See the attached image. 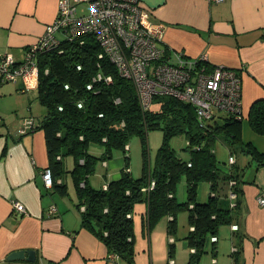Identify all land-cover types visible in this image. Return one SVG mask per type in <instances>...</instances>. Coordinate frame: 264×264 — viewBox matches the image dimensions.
Returning <instances> with one entry per match:
<instances>
[{
    "label": "trees",
    "instance_id": "obj_1",
    "mask_svg": "<svg viewBox=\"0 0 264 264\" xmlns=\"http://www.w3.org/2000/svg\"><path fill=\"white\" fill-rule=\"evenodd\" d=\"M34 43L24 48L23 58L27 52L35 56L38 67L36 98L45 110L29 133L44 132L46 169H50L52 178L49 193L66 195L64 177L70 173L80 228L89 230L105 245L108 254L118 256L125 264H135L133 215L137 205L141 206L142 223L147 227L160 216L167 215L170 235L176 233L177 213L185 210L189 228L182 238L191 249L187 264H197L209 237L216 235L220 226L235 223L241 207L243 186L249 183L246 172L250 165L239 163L235 155L250 156L256 168L264 166V151L241 136L244 120L253 132L264 135V97L251 103L247 115L242 110L241 117L217 114L207 121L198 118L192 104L173 96H155L152 105L143 108L133 83L120 76L107 57L99 56L102 49L93 34L35 52ZM200 63L207 68L214 66L207 60ZM98 74L101 79H97ZM238 74L241 77L239 71ZM108 76L110 81L105 80ZM5 82L14 81L0 80V83ZM18 82L22 83L21 80L14 83ZM88 84L92 87L88 88ZM3 119L0 115V123ZM153 129L161 130L163 136L155 161L150 165L146 157L147 136ZM182 134L187 139V159L178 155L170 144L172 137ZM133 135H139L143 145L142 171L138 177L133 176L129 166L128 144ZM218 140L228 148L233 162L218 163L214 150ZM91 145L101 147L100 152H93ZM115 148L124 152L119 176L98 188L92 186L89 177L96 163L111 160ZM68 156L72 157L71 168L64 165ZM183 177L186 197L179 200L177 189ZM201 182L209 184L206 199L199 194ZM231 193L236 194L233 200L229 198ZM236 237L230 255L234 264H239L243 235ZM211 249L215 255L214 244ZM173 251L174 242H170L169 258L173 257Z\"/></svg>",
    "mask_w": 264,
    "mask_h": 264
},
{
    "label": "crops",
    "instance_id": "obj_2",
    "mask_svg": "<svg viewBox=\"0 0 264 264\" xmlns=\"http://www.w3.org/2000/svg\"><path fill=\"white\" fill-rule=\"evenodd\" d=\"M141 2L152 11L155 20L165 23L164 46L182 51L189 58L204 55L214 65L238 69L244 115L254 100L264 97V0ZM57 5L58 0H0V54L9 53L15 61H21L24 48L36 42L45 26L54 20ZM2 123L0 264H48L50 261L57 264H125L120 258L114 260L89 230L80 228L77 211L70 209L69 204L58 205L50 197V188L44 185L42 178L48 166L44 132L36 130L20 137L15 134L17 130L11 132L5 119ZM241 136L264 151V135L244 124ZM244 162L250 165L246 172L249 183L243 186L242 204L233 223L238 225V230L232 231L230 225L219 227L215 254L226 249L230 255L236 235L240 234L243 235V250L239 264H264V207L256 201L264 191V166L256 168L250 156H246ZM105 164L104 183L119 176L123 160L112 164L118 170L111 174L108 173L111 161ZM200 192L202 195L201 189ZM14 200L25 205L26 213L13 209ZM51 205L57 208L54 215L47 214ZM76 229L78 231L74 232ZM208 247H212L210 241L206 249ZM20 249L34 250L36 260H7L11 252ZM234 263L230 255L228 264Z\"/></svg>",
    "mask_w": 264,
    "mask_h": 264
},
{
    "label": "built area",
    "instance_id": "obj_3",
    "mask_svg": "<svg viewBox=\"0 0 264 264\" xmlns=\"http://www.w3.org/2000/svg\"><path fill=\"white\" fill-rule=\"evenodd\" d=\"M81 3L88 4L87 14L78 12L77 5ZM165 31V23L155 20L152 11L141 0H59L55 19L45 26L32 48L34 52L45 47L53 48L63 41L93 34L102 49L99 56L107 57L119 75L133 83L141 107H150L155 96L167 95L192 104L201 121L217 114L241 117V77L238 71L223 65L207 68L200 63L206 60L204 55L189 58L182 51L164 46ZM17 64L11 54H2L0 80H21L26 90L35 89L38 67L34 54L27 52L23 61ZM101 78L98 74L97 79ZM105 80L110 81L111 77H105ZM81 105L78 103L79 107ZM35 124L33 117H26L17 129L18 134L29 133ZM228 161L233 162L234 158L229 157ZM42 178L44 185L50 188V169L43 170ZM235 197V193L229 195L232 200ZM256 201L264 207V191ZM12 206L18 213L27 211L19 200L12 201ZM56 213L55 205L48 207V215ZM231 230H238V225L232 224ZM210 240L216 242L217 237L211 236ZM109 255L114 260L118 258Z\"/></svg>",
    "mask_w": 264,
    "mask_h": 264
},
{
    "label": "rangeland",
    "instance_id": "obj_4",
    "mask_svg": "<svg viewBox=\"0 0 264 264\" xmlns=\"http://www.w3.org/2000/svg\"><path fill=\"white\" fill-rule=\"evenodd\" d=\"M79 13L87 14L89 12V6L87 3H81L77 5ZM20 82V81H19ZM5 82L0 83V113L3 115L6 123L8 124L11 132H15L17 127L21 124L22 120L26 117H33L38 121L44 113V107L39 103L36 98L35 89L25 90L23 83ZM248 125L245 122L243 125ZM3 127V125H0ZM17 134V133H15ZM163 133L159 129H153L148 132L147 136V153L146 157L150 165L155 161L157 150L161 144ZM170 144L176 153L183 158H188V150L185 149L187 146V139L182 135H176L170 139ZM129 150V166L133 176L138 177L142 171V140L139 135H133L130 138L128 144ZM100 148L97 145H91V150L95 153L100 152ZM214 150L217 156L218 163L220 165L228 164L229 151L228 148L221 143L216 141ZM239 163H245V155H235ZM124 159V152L121 149H113L110 169L108 173L111 174L118 170V167H113V163L118 160L121 162ZM73 164L72 157L68 156L64 159V165L66 168H71ZM106 174V164L98 161L95 165V170L90 175L89 180L92 186L98 188L104 184V175ZM67 185V194L60 195L59 193L53 192L50 197L56 200L58 205L69 204L70 209L75 211L76 192L72 182L71 174L68 173L64 177ZM200 189L202 190L200 197L206 199L209 194L208 182H201ZM199 190V189H198ZM52 191V190H51ZM185 179L184 177L180 180L177 189V198L179 200H185ZM62 207V206H61ZM140 204L136 206L133 215V234H134V262L135 264H165L173 262V264H187L189 253L191 249L187 246L185 240L182 238L188 231V217L185 210L179 211L176 215V233L170 235L167 232V215L160 216L156 222L150 227H147L142 223V217L140 210ZM66 211L65 213H68ZM75 213V212H73ZM69 214H72L70 211ZM224 225H222L223 227ZM170 242H174L173 257L169 258L168 251ZM207 243L205 246H207ZM226 250V249H225ZM219 250L215 255L211 247H208L200 256L197 264H228L230 261L229 251ZM229 250V249H228Z\"/></svg>",
    "mask_w": 264,
    "mask_h": 264
},
{
    "label": "water",
    "instance_id": "obj_5",
    "mask_svg": "<svg viewBox=\"0 0 264 264\" xmlns=\"http://www.w3.org/2000/svg\"><path fill=\"white\" fill-rule=\"evenodd\" d=\"M6 258L9 261L26 260L34 262L36 260V252L32 249H20L11 252Z\"/></svg>",
    "mask_w": 264,
    "mask_h": 264
},
{
    "label": "clouds",
    "instance_id": "obj_6",
    "mask_svg": "<svg viewBox=\"0 0 264 264\" xmlns=\"http://www.w3.org/2000/svg\"><path fill=\"white\" fill-rule=\"evenodd\" d=\"M231 225H232V224H231ZM231 225H230V228H231ZM213 236H216V235H213ZM210 238H211V236H210L209 239L207 240L206 244L209 243V241H210V245H211V244H215V242H211Z\"/></svg>",
    "mask_w": 264,
    "mask_h": 264
}]
</instances>
